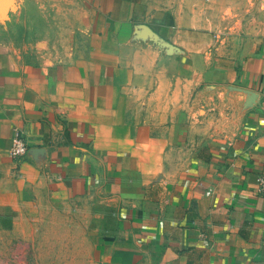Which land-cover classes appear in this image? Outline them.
<instances>
[{
    "label": "crops",
    "instance_id": "0c3cea01",
    "mask_svg": "<svg viewBox=\"0 0 264 264\" xmlns=\"http://www.w3.org/2000/svg\"><path fill=\"white\" fill-rule=\"evenodd\" d=\"M226 3L0 0V233L82 202L96 264H264V34Z\"/></svg>",
    "mask_w": 264,
    "mask_h": 264
},
{
    "label": "rangeland",
    "instance_id": "374dc122",
    "mask_svg": "<svg viewBox=\"0 0 264 264\" xmlns=\"http://www.w3.org/2000/svg\"><path fill=\"white\" fill-rule=\"evenodd\" d=\"M227 1L222 34H264V0ZM223 13V12H222ZM82 202H65L43 213L27 242L0 233V264H96L94 225Z\"/></svg>",
    "mask_w": 264,
    "mask_h": 264
},
{
    "label": "built area",
    "instance_id": "2783aa9c",
    "mask_svg": "<svg viewBox=\"0 0 264 264\" xmlns=\"http://www.w3.org/2000/svg\"><path fill=\"white\" fill-rule=\"evenodd\" d=\"M28 150L29 145L23 131L20 128H15L10 147L12 159L18 163L22 162L26 158ZM207 193H211V190L209 189ZM258 193L264 195V173L258 176Z\"/></svg>",
    "mask_w": 264,
    "mask_h": 264
}]
</instances>
